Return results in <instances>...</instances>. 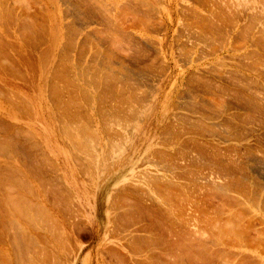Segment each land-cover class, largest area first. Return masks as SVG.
I'll return each mask as SVG.
<instances>
[{"label":"rangeland","instance_id":"obj_1","mask_svg":"<svg viewBox=\"0 0 264 264\" xmlns=\"http://www.w3.org/2000/svg\"><path fill=\"white\" fill-rule=\"evenodd\" d=\"M1 2V207L50 181L67 264H264V0Z\"/></svg>","mask_w":264,"mask_h":264},{"label":"bare ground","instance_id":"obj_2","mask_svg":"<svg viewBox=\"0 0 264 264\" xmlns=\"http://www.w3.org/2000/svg\"><path fill=\"white\" fill-rule=\"evenodd\" d=\"M19 0H15V2L17 3ZM5 2V1H4ZM10 2V1H9ZM21 2H23V0H21ZM14 3V2H13ZM15 3V4H16ZM7 1L5 4L6 6ZM2 2L0 3V9ZM9 6V4H7ZM18 5V4H17ZM20 5V3H19ZM4 6V7H5ZM6 6V8L8 7ZM3 7V11L4 8ZM14 7V6H13ZM12 7V8H13ZM26 7V6H25ZM11 8V7H10ZM11 8V9H12ZM20 7H18L19 9ZM17 9V10H18ZM24 9V8H23ZM2 10V9H1ZM0 10V11H1ZM6 11V10H5ZM8 11V10H7ZM2 12V11H1ZM0 12V14H2ZM13 12V11H12ZM18 11H16L17 13ZM6 13V12H5ZM8 13V12H7ZM15 13V14H16ZM10 15V13H9ZM26 15V14H25ZM24 15V16H25ZM1 16V15H0ZM4 14H2L1 17H3ZM7 16V15H6ZM5 16V17H6ZM17 17V15H16ZM23 17V16H22ZM26 17H30V16H26ZM32 17V16H31ZM2 19V18H1ZM6 19V18H5ZM20 19V17H19ZM18 19V20H19ZM26 19V18H25ZM29 19V18H28ZM27 19V20H28ZM4 20V19H3ZM2 21V20H0ZM31 21V19H30ZM173 21V20H172ZM5 22V21H4ZM7 22V20H6ZM19 22V21H18ZM165 22V20H164ZM16 23V22H15ZM31 23V22H30ZM8 24V23H7ZM25 24V23H24ZM28 24V23H27ZM171 24V22H170ZM9 26V25H8ZM16 26V25H15ZM36 27V25H34ZM175 26V25H174ZM34 27V28H35ZM30 28V27H29ZM33 28V27H32ZM166 28V27H165ZM43 29V28H42ZM134 29V28H133ZM16 30V29H15ZM29 30V29H28ZM27 30V31H28ZM39 30V29H38ZM173 30V29H172ZM72 31V30H71ZM75 31V30H74ZM166 31V30H165ZM65 32V31H64ZM33 33V32H32ZM38 33V32H37ZM66 33V32H65ZM31 34V33H30ZM76 34V33H75ZM21 35V34H20ZM24 35V34H23ZM69 35V34H68ZM36 36V35H35ZM87 36V35H86ZM22 37V36H21ZM25 37V36H24ZM6 38V37H5ZM72 38V36H71ZM87 40L89 39L88 37H86ZM35 39V38H34ZM166 39V38H165ZM2 40V39H1ZM38 42V41H36ZM165 41H161L156 44L155 49L158 52V54L164 59V62L167 63V57L166 55V51L165 50ZM169 42V41H168ZM169 44V43H168ZM12 45V44H11ZM13 46V45H12ZM8 47V45L6 46ZM77 47V46H76ZM22 48V47H21ZM20 48V49H21ZM1 49V48H0ZM11 49V48H10ZM169 49V48H168ZM18 50V49H17ZM19 52V51H18ZM21 52V51H20ZM22 54V52H21ZM1 55V54H0ZM13 56V55H12ZM6 59V58H3ZM7 61V60H6ZM5 61V62H6ZM18 61V60H17ZM14 64V63H12ZM168 64V63H167ZM12 67V66H11ZM12 69V68H11ZM168 72L172 69V67L169 65L168 66ZM173 70V69H172ZM121 110V109H120ZM38 165V164H37ZM36 165V166H37ZM38 167V166H37ZM36 168V167H35ZM37 170V175L38 176H47V170H42L38 167ZM163 178L166 177V175H161ZM161 176L156 175L154 176L155 178H161ZM29 178H34V177H29ZM39 179V178H38ZM29 184L30 185V179H28ZM36 181V179H35ZM39 182L41 181V179L38 180ZM44 181V180H43ZM46 181L43 183V185H45ZM15 184V182H14ZM51 188L48 187V189L42 193H45V195L49 194L52 195V201L50 202L48 198L45 197V199H43L44 201H38L40 198L34 197L35 201H38L36 204L34 202V204H27L29 201L32 202L31 199H29V201L25 200L24 203L26 204V209L29 211V213L27 212V218H28V225L23 226L20 224V222L23 220H21L19 222V220L16 222L17 227H15V223L13 222L15 219H13V217L17 216L18 213H16V211L14 212V209L16 210L17 208V212H19L20 210H22V208H24V206L20 209L19 207H21L20 205H18L16 203V201H10L9 203L4 201L3 206H0V210L4 209L3 214L0 215V264H67L69 262V257L68 255L65 253V251L63 250V245L60 241H55L54 239V235L56 231H60L61 233H64L66 235V237H69L68 235V230L70 231H75L76 230V226L79 225L78 222H75V217L73 216V214L70 213V210L67 209V199H64V197H60L61 199H56L55 198V193L56 190L54 189V185H52V183H50V181H48L47 183ZM42 186V184H40ZM65 186V185H64ZM28 187V186H27ZM56 188V186H55ZM60 188V187H59ZM64 188H62L63 190ZM32 190V189H31ZM61 190V189H59ZM67 190V189H64ZM63 190V191H64ZM65 192V191H64ZM41 196V194H40ZM39 196V197H40ZM60 196V195H59ZM48 197V196H47ZM38 200H37V199ZM33 203V202H32ZM52 203V204H51ZM29 205V206H27ZM13 207V212H12V207ZM19 206V207H18ZM28 207V208H27ZM113 207V206H112ZM20 210H19V209ZM24 208V212H25V217H26V211ZM22 211V212H23ZM20 211V215L22 217L23 213ZM16 213V215H15ZM22 213V214H21ZM19 216V215H18ZM17 216V217H18ZM118 217V215H117ZM120 217V216H119ZM118 217V218H119ZM122 217V216H121ZM120 221L122 222V218ZM20 218V217H19ZM117 219V218H116ZM119 219H117V221H119ZM116 221V222H117ZM19 222V223H18ZM23 222V221H22ZM24 222V223H25ZM113 222V221H112ZM23 223V224H24ZM119 223V222H118ZM117 224V223H116ZM121 224V223H120ZM22 226V228H21ZM122 226V224H121ZM56 229V230H55ZM126 231V230H125ZM138 231V230H137ZM180 236L179 238L182 239V242L180 241L181 239H179L176 235V237L179 239L177 242H180L179 244H176L177 250L180 253L181 256H185L188 259H192L194 261H188L189 263L194 262V264H196L195 262H197L196 255L194 254L193 249L195 247H193L191 244L192 239L189 238H185L183 236V234L181 235V232L179 233ZM163 235V234H162ZM184 237V238H182ZM176 238V240H177ZM184 239V240H183ZM189 239V240H188ZM69 240V239H68ZM189 243L190 241V245L187 243V245L185 244V242ZM194 241V239L192 240ZM186 247H183L185 245ZM179 245H182L179 246ZM195 246V245H194ZM120 247V246H119ZM179 247V248H178ZM197 247V246H196ZM193 248V249H192ZM120 249V248H119ZM129 249V248H128ZM131 251V249H129ZM193 251V257L192 256V252ZM197 252V251H195ZM184 253V254H183ZM191 253V254H188ZM179 254L177 255V258L179 257ZM190 255V257L187 256ZM176 258V259H177ZM185 258V259H186ZM196 260V261H195ZM152 261V260H151ZM175 261V260H174ZM170 262V263H176V262ZM187 261V260H186ZM199 262V261H198ZM162 263V262H161ZM201 263V262H200ZM71 264V263H70ZM131 264V263H130ZM148 264H151L150 262ZM153 264V263H152ZM159 264V263H158ZM202 264V263H201Z\"/></svg>","mask_w":264,"mask_h":264}]
</instances>
